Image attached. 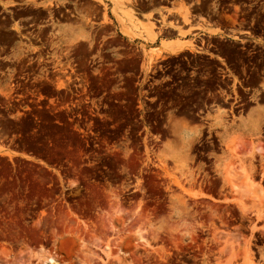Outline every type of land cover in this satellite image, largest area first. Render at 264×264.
I'll use <instances>...</instances> for the list:
<instances>
[{"label": "rangeland", "instance_id": "rangeland-1", "mask_svg": "<svg viewBox=\"0 0 264 264\" xmlns=\"http://www.w3.org/2000/svg\"><path fill=\"white\" fill-rule=\"evenodd\" d=\"M109 1L113 19L99 33L116 40L119 30L132 43L115 50L124 56L118 70L131 74L107 78L112 72L101 66L83 74L95 90L109 91L100 99L83 102L70 74L48 72L51 64L67 70L71 63L38 70L21 62L37 53L34 47H14L15 60L0 63V148L10 149L0 153V264H37L43 253L57 264H264V218L254 204L240 206L227 176L234 154L243 158L253 189L264 188L260 114L251 111L229 129L217 127L218 113L208 115V127L176 113L165 127L152 128L146 106L132 95V74L138 61L147 76L158 58L192 48L183 41L196 36L188 6L179 0L169 15L159 8L156 29L150 13L146 21L136 18L131 0ZM97 39L89 31H58L50 52L69 55L74 48L100 59ZM25 72L35 82L17 90L16 77ZM40 77L50 87L42 88ZM216 137L219 153L206 147L207 155L197 154L199 144Z\"/></svg>", "mask_w": 264, "mask_h": 264}, {"label": "flooded vegetation", "instance_id": "flooded-vegetation-1", "mask_svg": "<svg viewBox=\"0 0 264 264\" xmlns=\"http://www.w3.org/2000/svg\"><path fill=\"white\" fill-rule=\"evenodd\" d=\"M131 1L136 18L140 20L145 12H151L150 20L158 29L161 26L158 9L162 8L163 14L169 15L166 9L172 10L179 0ZM182 1L188 6L191 27L196 35L183 41L189 42L192 48H184L177 52L182 54H173L174 57L158 58L147 76L138 61L135 74H132V95L135 102H143L146 106L143 112L150 113L147 124L152 128H163V120L170 114L181 113L190 125L197 123L208 127V115L218 113L217 127L232 129L240 126L249 112L256 111L260 114L257 129L264 150V0ZM109 3V0H0V63L14 61L10 53L18 46L36 48L32 52L36 54L24 55L20 61L25 65L32 63L38 70H45L46 63L57 60L71 63L66 65L67 70L54 69L51 64L47 66L51 69L48 72L70 74L73 94H84L86 100L83 102L91 104L92 100L100 99L109 91L95 90L83 74L91 77L98 66L112 72L107 78L119 80L131 74L118 70L120 65L116 60L124 56L115 50L132 43L123 38L119 30L115 31L119 36L116 40H110V32L107 35L99 33L109 29ZM62 30H84L98 36L96 44L104 46L103 56L94 60L93 54L78 55L74 48L69 55L62 52L53 56L50 52L55 42L53 38ZM100 61L103 63L96 64ZM82 62L84 65L80 64ZM83 67L86 71L81 70ZM16 78L21 80L15 82L17 90H27L22 85L35 82V76L29 77L27 72ZM41 80L42 88L52 84L46 82V77H40ZM96 117L100 116L97 114ZM221 145L218 137L206 140L198 145L201 150L197 154L207 155L208 152L203 150L206 147H213L219 153Z\"/></svg>", "mask_w": 264, "mask_h": 264}, {"label": "bare ground", "instance_id": "bare-ground-1", "mask_svg": "<svg viewBox=\"0 0 264 264\" xmlns=\"http://www.w3.org/2000/svg\"><path fill=\"white\" fill-rule=\"evenodd\" d=\"M181 47L182 46L179 48ZM157 56L159 57V54H157ZM233 155L229 154V173L227 175L229 176L230 193L234 197L241 200L242 204L240 203V206H242L244 209H247L249 205L252 206V204H254L253 207H256L255 209L257 212L264 218V188L253 189L254 186H251L253 183L252 175L247 170H245L243 158L240 156L235 157ZM254 197H256V202L253 201ZM229 240L231 241L230 237ZM232 245L234 244L229 243V248H232ZM40 255L41 256L39 258L41 259L37 262V264H57L55 258H53L52 255L50 256L44 253Z\"/></svg>", "mask_w": 264, "mask_h": 264}, {"label": "crops", "instance_id": "crops-1", "mask_svg": "<svg viewBox=\"0 0 264 264\" xmlns=\"http://www.w3.org/2000/svg\"><path fill=\"white\" fill-rule=\"evenodd\" d=\"M109 6H110V8H111V3H109ZM151 14V12H145L144 14H143V17L140 19V21H146V18L144 17V15H147V14ZM111 19H113L112 18V15H111ZM164 30L165 29H167V28H163ZM165 40H167V41H173V40H177V37H166L165 38ZM180 40V39H179ZM8 151H10V149L8 148V147H3V148H0V153H7ZM19 154V153H18ZM18 154H16V155H14L15 157H18V156H20V155H18ZM13 156V155H12ZM200 199H204L205 201H208V202H213V203H223V200H221V199H218V200H212V199H209L208 197H204V196H202V197H199Z\"/></svg>", "mask_w": 264, "mask_h": 264}]
</instances>
